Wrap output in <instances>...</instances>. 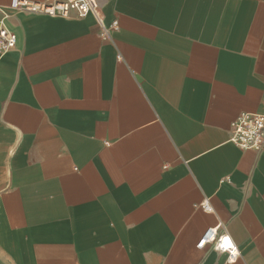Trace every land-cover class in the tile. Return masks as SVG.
Returning <instances> with one entry per match:
<instances>
[{"label":"crops","instance_id":"crops-1","mask_svg":"<svg viewBox=\"0 0 264 264\" xmlns=\"http://www.w3.org/2000/svg\"><path fill=\"white\" fill-rule=\"evenodd\" d=\"M44 1V0H28ZM16 10L0 54V264H264V0H99ZM207 199L210 212L197 205ZM221 223L234 262L203 232Z\"/></svg>","mask_w":264,"mask_h":264},{"label":"built area","instance_id":"built-area-1","mask_svg":"<svg viewBox=\"0 0 264 264\" xmlns=\"http://www.w3.org/2000/svg\"><path fill=\"white\" fill-rule=\"evenodd\" d=\"M11 5L26 13L54 17H68L71 12L80 18L90 14L96 20L103 39H108L110 32L118 28L116 20L109 25L104 24L99 0H11ZM16 42V34L8 29L0 18V54L13 49ZM229 141L241 150H260L264 145V115L240 112L230 123ZM197 206L207 212L212 210L206 198ZM206 244H210L213 250L226 253L228 262H234L240 253L237 244L221 223L207 228L197 241L196 247L202 248Z\"/></svg>","mask_w":264,"mask_h":264}]
</instances>
